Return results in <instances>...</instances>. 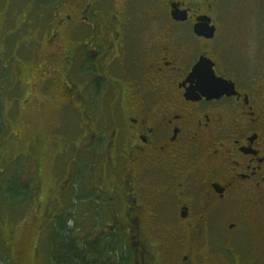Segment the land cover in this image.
<instances>
[{
  "label": "flooded vegetation",
  "instance_id": "1",
  "mask_svg": "<svg viewBox=\"0 0 264 264\" xmlns=\"http://www.w3.org/2000/svg\"><path fill=\"white\" fill-rule=\"evenodd\" d=\"M14 11L0 12V79L34 127L37 163L20 192L38 226L79 184L80 229L107 240L114 264H259L264 0H24ZM71 146L84 166L64 165L49 193L44 166Z\"/></svg>",
  "mask_w": 264,
  "mask_h": 264
},
{
  "label": "rangeland",
  "instance_id": "2",
  "mask_svg": "<svg viewBox=\"0 0 264 264\" xmlns=\"http://www.w3.org/2000/svg\"><path fill=\"white\" fill-rule=\"evenodd\" d=\"M21 3H24V0H0L3 22H5V15L16 11L17 6L21 9ZM240 12L230 17L232 19L242 18L243 11ZM6 81L10 82V79H0V113L2 114L0 118V264H49L45 243L44 247L41 245L43 249L42 253L38 254V258H34L32 248L37 237L41 239V236H46L47 242L48 233L55 219L45 222L43 226H38L40 218L35 214L34 202L20 192L25 183L22 177L25 170L28 167H34L37 163L36 146L38 143H35L36 136H33L34 127L31 125L23 129L25 123L20 122L22 115L19 113V108L23 109L22 103L25 97L15 84L12 85ZM45 89L47 92L48 88ZM43 117L46 118V116ZM52 135L47 130L45 138L49 139ZM28 139H31L29 148L24 143ZM42 142H45L44 138L40 139V146ZM50 155L51 158L44 166L45 171L41 175L49 193L55 189V183H58V178L54 174H59L64 165L74 164L79 169L84 166L79 152L72 146L66 147L64 154L58 158H54L53 151ZM74 188L75 194L70 198L69 209L63 212L61 210L64 209V205H61L58 209V217H63L68 213L66 216L69 219V226L76 229V234L81 236L85 234V231L83 227L80 229V226L84 224V227H88L90 221L83 218L84 213L80 208V185H75ZM89 233L90 231H87L85 235ZM256 240L260 245L259 264H264V235L256 236ZM15 242H18L19 246L12 249L11 244ZM17 249L18 256L14 255Z\"/></svg>",
  "mask_w": 264,
  "mask_h": 264
},
{
  "label": "trees",
  "instance_id": "3",
  "mask_svg": "<svg viewBox=\"0 0 264 264\" xmlns=\"http://www.w3.org/2000/svg\"><path fill=\"white\" fill-rule=\"evenodd\" d=\"M68 223L67 216L53 221L47 248L49 264H114L105 238L78 236Z\"/></svg>",
  "mask_w": 264,
  "mask_h": 264
},
{
  "label": "water",
  "instance_id": "4",
  "mask_svg": "<svg viewBox=\"0 0 264 264\" xmlns=\"http://www.w3.org/2000/svg\"><path fill=\"white\" fill-rule=\"evenodd\" d=\"M213 91H214V92H218V91H219V88L216 87V88L213 89Z\"/></svg>",
  "mask_w": 264,
  "mask_h": 264
}]
</instances>
